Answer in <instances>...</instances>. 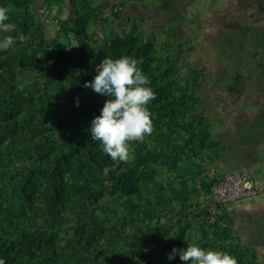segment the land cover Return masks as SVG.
<instances>
[{
	"label": "trees",
	"instance_id": "1",
	"mask_svg": "<svg viewBox=\"0 0 264 264\" xmlns=\"http://www.w3.org/2000/svg\"><path fill=\"white\" fill-rule=\"evenodd\" d=\"M117 1L95 6L94 0H69L70 12L56 17L51 38L49 0L42 1L44 11L40 0H0V7L10 9L7 23L14 26L0 32V39L25 37L0 50V260L185 264L178 254L168 256L173 248L194 244L226 252L237 264H263L258 246L240 234L232 205H221L214 217L203 206L224 178L216 165L229 154L230 138L212 130L202 96L205 76L189 58L195 39L183 44L181 32H175L179 22L175 39L168 36L162 43L142 25L123 29L121 23L140 15L145 22L140 10L151 6L132 0L129 9ZM175 4L188 14V2L173 0L170 6ZM131 9L135 13L125 16ZM153 16L150 11L147 21ZM110 25L116 28L106 39ZM121 56L137 59L150 80L153 132L142 142H130L128 161L105 175L103 169H112L113 161L89 130L109 97L84 84L93 80L102 59ZM247 129L254 132L249 142L258 147L256 120ZM260 174L264 179L263 170Z\"/></svg>",
	"mask_w": 264,
	"mask_h": 264
},
{
	"label": "rangeland",
	"instance_id": "2",
	"mask_svg": "<svg viewBox=\"0 0 264 264\" xmlns=\"http://www.w3.org/2000/svg\"><path fill=\"white\" fill-rule=\"evenodd\" d=\"M42 1L43 0H40L42 5H38V7L41 11H44L47 5L46 2ZM104 1L105 0H94L93 4L95 6L102 5ZM172 1L173 0H145V2H143L145 6H151L147 10H140L146 16L145 22L144 15H140L134 18L132 22L121 23L119 27L129 30L134 24L142 25L147 30V34L152 33L150 36L156 43H162L168 36L175 39L172 35L174 34V24L183 21L182 25L180 24L175 27V32L178 35L180 34L177 31L181 32V41L184 45H186L184 41L189 39V37L195 39L193 43L198 45L196 50L190 53L189 58L201 68L200 73L205 76V84L203 86L204 92L202 96L207 101L210 116L213 117L211 120L212 130L216 135H225V137L229 136L230 138L228 142L229 154H225L224 159L219 161L216 166L219 171L226 174L228 172L235 173L244 170H249L253 173L256 172V179L264 183V179H262L260 174V171L264 168V153L257 154L260 150L259 147H257L256 143H250L248 140V137L253 135L254 132H251V130H249L250 128L247 130L248 122L250 123L252 120H255L257 116L256 107L258 104L264 103V98H260V95L258 96L259 89H257L255 85L249 87L247 90L243 88L242 91H220L216 89L217 82L223 87L232 84V82L227 79H219V81H216L218 80L217 75L212 72V70H217L219 68V64L216 63L217 60L227 58L234 51L239 41L237 31H232L230 28H223L221 32H215L216 26L214 25L221 24H211L207 9L203 11L204 14L201 12V18L199 17V19H197L196 13L198 11L196 8H190L187 14V12H185V7L177 8L176 4L173 5L174 7L170 6ZM184 1L192 3L195 0ZM117 2H124L129 9L133 5L132 0H120ZM200 2L201 1H199V3ZM68 3L69 0H49L50 8H48L47 13L49 14L50 9L51 15L47 21L46 28L51 38L57 31V24L54 17H66L69 13ZM62 7L61 15L56 13L57 10ZM156 7L160 8L156 9ZM150 11L152 13L154 12V16L152 17V21H147V16ZM174 11L177 17L168 21ZM130 13L135 12H133L132 9L127 10L125 16ZM156 13L159 14L158 17H155ZM259 17L262 18V15L259 14ZM195 19L196 21H194ZM120 20H117L116 25L119 24ZM163 21L165 22L160 25L159 23ZM262 23L263 18L260 23L253 28V31L258 33L259 38H264ZM114 28H116L114 25H110V29L105 33L107 35L106 39L109 38L111 30H114ZM154 31L160 32L161 34L155 35L154 33L156 32ZM227 31H229V34L234 32L236 37H229ZM178 35L176 38L179 37ZM247 45L252 46L254 44L249 40L247 41ZM191 67L197 68L195 65ZM224 77L227 78L226 75H224ZM247 93L249 99L245 98ZM245 99L249 104L248 107L243 103ZM224 141L226 140L224 139ZM242 145H244L245 151L240 150ZM231 208L235 211L236 226L244 241L253 246H258L257 249L260 251V259L264 264V195L255 199L238 201L233 204Z\"/></svg>",
	"mask_w": 264,
	"mask_h": 264
},
{
	"label": "clouds",
	"instance_id": "3",
	"mask_svg": "<svg viewBox=\"0 0 264 264\" xmlns=\"http://www.w3.org/2000/svg\"><path fill=\"white\" fill-rule=\"evenodd\" d=\"M9 11V8L0 7V32L6 33L14 28L12 24L7 23ZM54 19L57 24L55 17ZM214 26L216 30L225 28V25ZM239 31L242 34V30ZM17 39L22 43L25 37L23 34L16 38L11 35L4 36L0 39V50L14 47ZM138 63L137 59L129 56H121L117 59L104 58L96 65L97 74L93 80L84 84L85 88H91L97 94L109 97L104 103L101 114L91 121L89 130L91 140L99 142L102 152L113 161L112 169L107 167L103 169L105 175L109 171H114L120 163L128 161L130 142H142L153 132L148 105L155 99V93L148 87L150 80L138 67ZM256 182L260 181L256 180ZM177 254L185 264H237L236 259L226 252L205 250L194 244H188L186 250L173 248L168 259H174ZM0 264L4 262L0 260Z\"/></svg>",
	"mask_w": 264,
	"mask_h": 264
},
{
	"label": "flooded vegetation",
	"instance_id": "4",
	"mask_svg": "<svg viewBox=\"0 0 264 264\" xmlns=\"http://www.w3.org/2000/svg\"><path fill=\"white\" fill-rule=\"evenodd\" d=\"M230 12L228 14L219 15L214 18V20H210L211 24H221L222 26H228L230 24L235 25L233 23L232 17L238 14V10H234V12ZM201 17V15L199 16ZM182 25L183 21H180L178 25ZM252 26H254L252 24ZM264 29V24H262ZM238 34H240V26L236 27ZM239 41L234 51L225 59L217 60V64H219V68L217 70H212L215 75H217V79H227L232 82V84H228L223 87L217 84L216 89L220 91H231L238 90L242 91L244 89H248L251 86H256L259 89L258 96L260 98H264V38H259L258 33L253 31V27L250 29L249 33L246 36L238 37ZM234 40V39H233ZM253 43L254 45H247V41ZM198 45H196V48ZM196 50V49H195ZM249 51V53H248ZM227 76V78L224 77ZM221 76V77H220ZM224 88V89H223ZM247 99H249L248 93L246 94ZM248 107V102H243ZM257 116L255 118L256 125L258 128V132L256 133L261 140L258 147L259 153H264V103L258 104L256 107ZM248 111V109H247ZM248 126V125H247ZM248 130V129H247ZM248 134V131H247ZM252 136V135H251ZM249 138V137H248ZM264 171V168L262 169Z\"/></svg>",
	"mask_w": 264,
	"mask_h": 264
},
{
	"label": "crops",
	"instance_id": "5",
	"mask_svg": "<svg viewBox=\"0 0 264 264\" xmlns=\"http://www.w3.org/2000/svg\"><path fill=\"white\" fill-rule=\"evenodd\" d=\"M199 1L201 2L199 3ZM38 5L41 6L42 4L39 3ZM187 5H189V9L190 8L197 9L198 11L196 13L197 19H199L200 13L201 12L203 13V11L207 9L211 21L214 20L216 16L228 14L230 10H232V12H234L235 9L236 11L238 10L239 15L233 16L231 20L233 21V23L236 24L229 25V27L232 31H235L234 29L239 26H240V30L244 28L243 30L246 33H243V36H246L252 27L253 28L256 27L255 25H258L262 20V18H263L262 24H264V0H195L192 3L188 2ZM68 10L70 12L69 5H68ZM259 14L262 15V18L259 17ZM252 24L254 26H252ZM217 31L221 32L222 29L219 28L215 32ZM227 32L229 37H234V38L236 37L234 32L232 34H229V31Z\"/></svg>",
	"mask_w": 264,
	"mask_h": 264
},
{
	"label": "built area",
	"instance_id": "6",
	"mask_svg": "<svg viewBox=\"0 0 264 264\" xmlns=\"http://www.w3.org/2000/svg\"><path fill=\"white\" fill-rule=\"evenodd\" d=\"M264 194V184L257 183L249 171L229 173L217 180L211 192L205 197L206 206L212 216L220 211L221 205H232L238 201L257 198Z\"/></svg>",
	"mask_w": 264,
	"mask_h": 264
}]
</instances>
